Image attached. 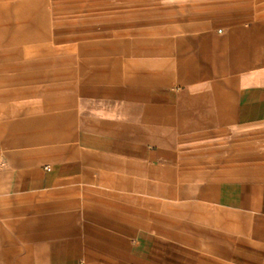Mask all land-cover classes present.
I'll list each match as a JSON object with an SVG mask.
<instances>
[{"label": "crops", "instance_id": "1", "mask_svg": "<svg viewBox=\"0 0 264 264\" xmlns=\"http://www.w3.org/2000/svg\"><path fill=\"white\" fill-rule=\"evenodd\" d=\"M0 264H264V0H0Z\"/></svg>", "mask_w": 264, "mask_h": 264}]
</instances>
